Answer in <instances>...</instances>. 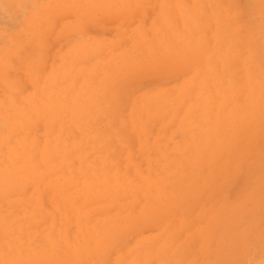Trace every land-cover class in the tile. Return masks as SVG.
Segmentation results:
<instances>
[{"label":"rangeland","instance_id":"obj_1","mask_svg":"<svg viewBox=\"0 0 264 264\" xmlns=\"http://www.w3.org/2000/svg\"><path fill=\"white\" fill-rule=\"evenodd\" d=\"M0 264H264V0H0Z\"/></svg>","mask_w":264,"mask_h":264}]
</instances>
